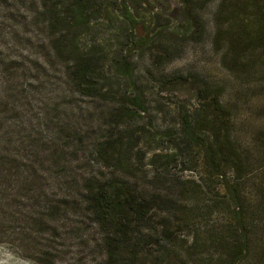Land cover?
I'll return each instance as SVG.
<instances>
[{
    "label": "rangeland",
    "instance_id": "obj_1",
    "mask_svg": "<svg viewBox=\"0 0 264 264\" xmlns=\"http://www.w3.org/2000/svg\"><path fill=\"white\" fill-rule=\"evenodd\" d=\"M85 58L92 63L82 84L71 61ZM10 60L25 88L19 115H9L14 128L47 140L60 129L71 151L47 193L60 192L59 177L74 182L106 171L96 158L112 170L117 162L100 145L124 131L133 148L124 156L133 155L139 181L148 194L163 195L156 204L166 215L159 211L155 220L170 230L172 253L184 243L187 264L215 263L210 258L221 248L208 237L221 224L217 184L207 175L201 140L188 144L182 124L189 117L205 138L201 113L220 112L212 100L222 92L229 126L245 144L264 130V0H0V65ZM61 120L69 126H57ZM192 178L208 196H196ZM65 186L62 192L76 193ZM14 210L0 209V264H107L103 228L84 206L50 227H32ZM243 264H264V253L257 247Z\"/></svg>",
    "mask_w": 264,
    "mask_h": 264
},
{
    "label": "trees",
    "instance_id": "obj_2",
    "mask_svg": "<svg viewBox=\"0 0 264 264\" xmlns=\"http://www.w3.org/2000/svg\"><path fill=\"white\" fill-rule=\"evenodd\" d=\"M82 14L79 13V19ZM127 18L133 21L131 14ZM147 33L134 42L141 44ZM53 49L56 52L55 46ZM71 63L83 78L82 84H86L90 72L85 67L92 60L85 58ZM16 70L15 60L0 65V209L14 208V212L32 221V227H50L66 217L72 208L84 206L103 228L107 264H168L174 259L187 264V246L183 243L181 251L172 253L175 244L170 230H160L155 220L159 211L166 215V210L156 204L163 195L159 191L148 194L138 179L133 155L124 156L133 152V148L124 142L123 129L118 134L110 133L100 145L105 144L111 151L110 158L117 162L112 170L109 162L96 158L94 161L106 171L80 174L74 182L65 177L59 182V177L60 192L47 193L50 177L57 167L65 168L70 163L71 151L61 144L60 129L47 140L40 132L37 136L22 135L14 128L11 118L19 115L21 106L17 99L25 93V88L17 82ZM132 74L131 71L130 77ZM212 101L220 112L201 113L207 125L202 126L206 137L199 138V126H191L192 120L187 116L182 124L183 134L190 145L201 140L207 175L217 184L219 199L214 205L221 224L208 240L212 239L221 248V255L216 261L210 260L213 264H243L257 247L264 253V130L256 134L254 142L245 144L236 126H229L232 116L222 92ZM193 116L196 119L201 115L194 113ZM56 123L69 126L66 120ZM188 182L196 196L202 193L208 196L210 191H199L203 184L197 179ZM66 184L74 187L76 193L62 192ZM2 227L0 222V233Z\"/></svg>",
    "mask_w": 264,
    "mask_h": 264
},
{
    "label": "water",
    "instance_id": "obj_3",
    "mask_svg": "<svg viewBox=\"0 0 264 264\" xmlns=\"http://www.w3.org/2000/svg\"><path fill=\"white\" fill-rule=\"evenodd\" d=\"M144 31H145V30H144ZM146 33H147V32L145 31L144 34H143V36L146 35ZM140 37H142V36H140Z\"/></svg>",
    "mask_w": 264,
    "mask_h": 264
}]
</instances>
